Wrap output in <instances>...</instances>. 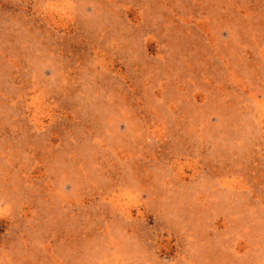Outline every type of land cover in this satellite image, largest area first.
Instances as JSON below:
<instances>
[{"label":"rangeland","instance_id":"374dc122","mask_svg":"<svg viewBox=\"0 0 264 264\" xmlns=\"http://www.w3.org/2000/svg\"><path fill=\"white\" fill-rule=\"evenodd\" d=\"M0 264H264V0H0Z\"/></svg>","mask_w":264,"mask_h":264}]
</instances>
